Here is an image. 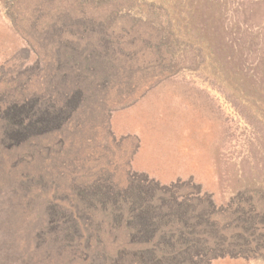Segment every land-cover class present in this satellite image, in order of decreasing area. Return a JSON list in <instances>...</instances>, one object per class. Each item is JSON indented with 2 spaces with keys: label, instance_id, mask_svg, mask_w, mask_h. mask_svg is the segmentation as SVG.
Masks as SVG:
<instances>
[{
  "label": "rangeland",
  "instance_id": "374dc122",
  "mask_svg": "<svg viewBox=\"0 0 264 264\" xmlns=\"http://www.w3.org/2000/svg\"><path fill=\"white\" fill-rule=\"evenodd\" d=\"M213 1V31L210 0L177 5L191 36L225 43L233 90L161 6L0 0V264H144L120 259L132 229L99 194L147 179L213 202L223 251L248 236L200 264H264V0Z\"/></svg>",
  "mask_w": 264,
  "mask_h": 264
},
{
  "label": "trees",
  "instance_id": "16d2710c",
  "mask_svg": "<svg viewBox=\"0 0 264 264\" xmlns=\"http://www.w3.org/2000/svg\"><path fill=\"white\" fill-rule=\"evenodd\" d=\"M143 1L152 7L161 6L168 14L167 25L170 26L173 41L179 45L190 42L189 46L198 49V53H202L207 65L210 66L212 63L217 68L221 83L233 90L237 72L234 69L235 66L232 65L234 61L230 57L229 59L223 57L226 46L225 43L221 41L218 43L219 40L215 39L218 38V34L213 32L211 38L207 37V39L199 35L191 36V24L188 23L187 18L182 17L181 7L177 5L178 0ZM210 2L212 4L208 6L209 16L205 22L209 29L213 28V23H218L221 18L214 16V1L210 0ZM219 12L220 4H218L216 15ZM185 26L188 28L185 29ZM28 119L30 122L31 118ZM147 180L133 183L131 181V186L128 188L120 190L109 188L99 194L101 205L111 210L109 212L111 216L113 218L121 216L118 217L119 222L117 219L118 224H124L132 229L131 233L121 236L124 247L120 259L127 253L137 256L144 264H200V261L207 260L205 258L209 257L211 250L219 249L222 252L219 253L220 255L238 254L236 247L243 249L250 244L249 239L247 240L248 236H243L241 233L244 241L240 242L237 234L231 237L233 241L230 243H228L229 237L225 235L226 239L224 237L222 239L231 250L223 251L221 248L224 244L220 241L221 236L215 235L216 232L212 231L217 226V220L210 218L212 214L210 208L214 206L213 202L208 201L209 204L195 194L190 197L189 195L178 197L177 193L172 191V186H161L154 180ZM251 205L252 208L259 209L256 204ZM242 211L247 213V210L242 209ZM239 220L245 228L253 221V219L251 221L247 219L246 222L241 218ZM217 242L218 244L214 245L216 247L212 248ZM129 248L131 250L128 251Z\"/></svg>",
  "mask_w": 264,
  "mask_h": 264
},
{
  "label": "crops",
  "instance_id": "0c3cea01",
  "mask_svg": "<svg viewBox=\"0 0 264 264\" xmlns=\"http://www.w3.org/2000/svg\"><path fill=\"white\" fill-rule=\"evenodd\" d=\"M148 149H141V151H139L135 157H136V161H135V165H137V169L139 170H143L144 172H147L151 175L156 176L157 174L155 173V171L151 170V168L149 166H147L146 164L141 162V157H144L145 155H148ZM179 175V173L177 172L176 176ZM160 179L162 177H159ZM163 179V178H162ZM164 180V179H163Z\"/></svg>",
  "mask_w": 264,
  "mask_h": 264
}]
</instances>
